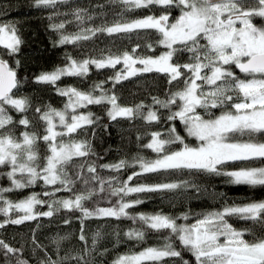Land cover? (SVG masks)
<instances>
[{
	"label": "trees",
	"instance_id": "obj_1",
	"mask_svg": "<svg viewBox=\"0 0 264 264\" xmlns=\"http://www.w3.org/2000/svg\"><path fill=\"white\" fill-rule=\"evenodd\" d=\"M181 7L176 4L170 7L154 4L137 9L126 6L122 0H57L55 6L37 7L36 0H0V25L14 26L21 40L19 50L15 53H10V50L0 45V57L16 72L18 86L10 95L14 99L26 101L23 112L11 105H4L6 114L12 117V123L0 129V135L7 134L22 140L21 133L28 132L42 137L47 125L40 119L41 115L49 109L63 110L68 102V96L60 95L58 89L74 88L85 94L91 93L94 97L113 95L118 105L133 109L131 116H117L116 119L108 115L110 103L106 100L76 109L77 113H91L93 122L62 138L64 142L71 139L88 145L86 156L73 157L64 165L67 179L71 181L67 188L59 182L45 184L42 179L24 188H15L8 176L12 166L0 165V189H8L0 192V208L7 207L4 201L14 205L33 195L44 201L33 206L34 219L23 220L19 224L5 221L22 218L25 215L23 210L12 208L7 216L0 213V224L4 225L0 227V240L16 250L7 253L6 249L0 248V264H17L20 260L26 264H114L122 255L149 247L162 248L165 243H171L181 255L142 264H184V261L196 264L195 257L175 234H171L170 230H151L139 220V216L161 214L173 218L178 225H185L195 223L210 212L264 201V186L235 184L224 175L242 168L264 167V158L227 161L218 166L219 175L187 169L133 175L141 173V158L148 161L157 157L152 149L146 147L153 133H159V138L163 140L179 135L190 145L196 144L195 138L188 136L186 126L179 117L168 119L180 110L183 102L179 97L168 107L156 103L157 100L167 103L173 93L184 90V80L191 75L187 70L181 68L182 76L169 84L168 74L136 71L133 75L130 73L135 68L125 65L121 60L115 66L99 69L94 63H89L85 74L62 75L55 84L36 81V77L42 73L54 72L72 61H96L108 56H122L126 52L138 57L157 56L166 47L158 43L162 37L156 29H134L111 34L106 29L117 21L134 20L162 12H167L173 19ZM253 23L263 25L264 18L254 17ZM61 24L62 28L53 27ZM62 36L69 37L70 42L60 44ZM201 43L206 41L201 40ZM133 49L136 50L134 54ZM192 56L193 53L188 51H176L172 61L179 65L194 63ZM231 70L238 76L242 75L234 65H231ZM117 73L126 78L116 82ZM228 94L234 95V99L227 105L216 108L209 106L208 109L197 107L196 114L207 119L225 111L235 112L231 103L239 99L232 92ZM37 108L41 111L37 112ZM150 111L156 114V120L146 119ZM22 118L29 120L27 127L19 124ZM172 129H175L174 134ZM230 142L264 143V134L236 133ZM182 147L183 144L175 142L166 144L164 149L165 152H172ZM33 150L37 160L32 166L39 171L45 163L44 158L50 154L48 145L38 138ZM121 161L125 162L124 167H110ZM25 162L26 157L21 153L19 163ZM90 166L95 168V172L88 171ZM129 176H133L131 181H128ZM14 178L26 183L27 173L17 172ZM124 182L129 187L163 183H175L179 187L112 195L113 189L122 187ZM46 192L49 195H45ZM77 196L86 197L81 205L93 212L99 208H118L120 202L132 203L133 206L125 210L127 216L120 218H85L80 209L64 208L61 203H56L75 201ZM135 201L141 202L133 203ZM49 205H52L53 214L41 215L50 210ZM185 216L187 219H184ZM225 219L234 229L243 231L246 240H252L253 233L256 236L264 234V229L251 220L241 219L238 215L226 216ZM132 230L144 232V238L129 239L126 233ZM81 234L85 240L80 239Z\"/></svg>",
	"mask_w": 264,
	"mask_h": 264
},
{
	"label": "snow or ice",
	"instance_id": "obj_2",
	"mask_svg": "<svg viewBox=\"0 0 264 264\" xmlns=\"http://www.w3.org/2000/svg\"><path fill=\"white\" fill-rule=\"evenodd\" d=\"M57 0H36L37 7L55 6ZM126 6L135 8H146L149 5H162L170 7L173 4L181 7V14L175 22L168 23L167 14L158 18L147 16L130 23L117 24L108 27L106 31L111 33L130 32L134 29H156L161 34L159 44L165 46L168 51L157 58H140L138 62L143 65L142 69H133L130 74L136 71L168 74L169 84L182 76L181 68L187 70L189 75L184 80V90L173 93L167 103L156 101L163 107L175 103L179 97L183 103L180 110L173 113L168 119H179L185 124L188 136L194 137L196 144L190 146L185 144L179 135H173L170 140L160 139L159 133L152 134V140L146 147L157 154L153 160H139L141 173H155L159 171H176L187 169L199 172L221 174L218 166L227 161H249L256 158H264V143L230 142L236 133L240 134H264V25L257 26L253 23L254 17L264 18V0H122ZM239 22V26H238ZM54 28H62L63 25H53ZM201 40L206 43H201ZM70 42L69 37L62 36L59 43ZM21 40L16 35V29L11 25H0V45L15 53L19 50ZM174 45H181L174 48ZM151 47V46H149ZM135 49L132 50L133 54ZM176 51H188L193 53L191 59L194 63L173 65L170 61ZM123 62L129 67L137 63L133 55L123 54ZM121 62V57H109L106 61L84 60L77 64L72 61L66 68H59L51 73H42L36 77L37 82L55 84L62 75H82L87 72V65L94 63L96 68L115 66ZM235 65L241 73L251 79L236 77L231 70ZM228 66V67H225ZM203 69H209L210 75L203 74ZM126 78L117 73L116 82ZM200 80L205 85L214 86L210 92H204ZM220 81V84H217ZM18 80L16 72L8 64L0 59V129L12 123V117L6 114L4 105H11L17 111L23 112L26 109V101L14 99L10 93L17 88ZM96 87H100L97 85ZM60 95L68 96V103L64 111L49 109L44 112L40 119L46 122L45 134L37 137L34 133H21L22 140H17L11 135H0V165L12 166L8 173L15 188H24L42 179L45 184L52 185L59 182L65 188L71 183L67 179L64 165L73 157H83L88 154V145L85 142L69 140L64 142V136H70L77 129L85 124H91V113L77 115L75 111L85 104H100L107 101L112 105L108 115L112 119L117 116H131L133 109L119 107L115 96L94 97L91 93L85 94L74 88L60 90ZM240 102L231 103L235 110L222 112L216 118L204 119L196 114L197 107L208 109L227 105L233 101L234 95ZM138 108L140 106H137ZM71 109L70 122L66 119L67 110ZM37 112L41 110L36 109ZM53 116L59 118V125L64 131H56L57 125L53 122ZM146 119L156 120L154 112H149ZM29 120L22 118L20 125L28 126ZM173 134L175 129L171 130ZM38 138H42L48 145L50 155H47L43 167L38 171L32 166L37 160L33 145ZM58 138H61L58 141ZM179 142L183 148L177 151L165 152L164 146L169 143ZM26 157L25 163H19L20 154ZM124 161L112 165L115 169L124 167ZM104 167H109L105 165ZM89 172H95V168L89 167ZM17 172L27 173L26 183L15 179ZM235 184H247L251 186H264V167L242 168L237 171L226 172ZM133 176L128 177L131 181ZM179 187L175 183H163L151 186L129 187L124 182L120 188L113 189L112 195L124 193L152 192L161 190H172ZM8 189H0V192ZM59 190V189H57ZM49 195V193H45ZM84 196H77L75 201H57L64 208L75 207L83 212L85 218L91 216L116 217L127 216L126 209L133 206L132 203L120 202L118 208H99L95 212L84 209L81 201ZM135 201L133 203H140ZM7 207L0 208V213L7 216L12 208L21 209L25 215L20 219H9L6 223L19 224L23 220L34 219L32 213L35 204L44 203L38 200L35 195L16 204L4 201ZM49 211L41 213L43 216H51L52 205ZM238 215L241 219L251 220L264 229V202L251 203L243 207H227L222 211L210 212L198 218L190 225H178L171 217L157 214L146 216L141 214V220L147 227L154 231L170 230L171 234L179 239L180 243L187 248L195 257L196 264H264V234L256 236L253 233L252 240L244 239V232L234 229L225 219L226 216ZM187 219V216L184 217ZM0 224V227H3ZM83 233V229H81ZM129 239L142 240L144 232L132 230L126 233ZM221 237L223 240L221 241ZM81 240L85 236L81 234ZM0 248L6 249L7 253L16 251L0 240ZM181 253L176 251L171 243H165L162 248L149 247L139 253L121 256L114 264H142L145 261H161L164 257H178ZM17 264H26L25 261H18ZM184 264H188L184 261Z\"/></svg>",
	"mask_w": 264,
	"mask_h": 264
},
{
	"label": "rangeland",
	"instance_id": "obj_3",
	"mask_svg": "<svg viewBox=\"0 0 264 264\" xmlns=\"http://www.w3.org/2000/svg\"><path fill=\"white\" fill-rule=\"evenodd\" d=\"M163 14H167L168 16H169V14L167 13V12H162V13H160V14H157V15H152V16H154V17H156V18H158L160 15H163ZM180 14H181V11L177 14V16H175L173 19H170V16H169V21H168V23H172V22H175V20H176V18H178L179 16H180ZM147 17V16H146ZM146 17H144V18H146ZM139 19H143V18H139ZM134 20H137V19H134ZM134 20H127V21H117V22H115V23H113L112 25H110L109 27H112V26H115V25H117V24H125V23H130V22H132V21H134ZM256 25V24H255ZM264 25V24H263ZM238 26H239V22H238ZM169 49H165L162 53H160V54H158L157 56H146V57H138V56H133V59H136L137 60V63H135V64H132L131 66L133 67V68H135V69H142L143 68V65H141L139 62H138V60L140 59V58H157V57H159L161 54H163V53H165L166 51H168ZM109 57H112V58H115V57H121V60L123 61V59H122V57H123V55L122 56H108V57H105V58H103V59H97L96 61H106ZM76 62V61H75ZM81 62H83V61H80V62H76L77 64H79V63H81ZM170 63H172L173 65H176L172 60L170 61ZM71 63H69L67 66H65L64 68H66V67H68L69 65H70ZM225 67H228V66H225ZM234 68H235V65H234ZM236 69V68H235ZM237 70V69H236ZM238 72H240L239 70H237ZM202 73L203 74H208V75H210L211 73H210V70L209 69H203L202 70ZM234 73V72H233ZM241 73V72H240ZM234 75L236 76V77H239V78H241V79H251V77L249 76V77H246L243 73H242V75L241 76H238L237 74H235L234 73ZM197 83L198 84H201L202 85V89H203V91L204 92H210L211 90H212V88L214 87V86H209V85H205V84H203V82L202 81H200V80H198L197 81ZM221 82L220 81H217V84H220ZM62 90H64V89H62ZM105 96H109V97H111V96H113V95H105ZM237 102H240V101H237ZM68 103V102H67ZM118 105V104H117ZM119 107H122V108H129V107H124V106H120V105H118ZM112 108V105L110 104V107H109V109H108V112H109V110ZM65 110V108L63 109V110H58V111H64ZM197 113V112H196ZM234 113V112H233ZM71 114H72V110L71 109H68L67 110V115H66V119L70 122V116H71ZM75 114H77V115H88L87 113H77L76 111H75ZM219 115H221V113H219V114H217L216 116H214V117H212V118H216V117H218ZM91 119V118H90ZM205 119V118H204ZM207 119H209V118H207ZM53 122L57 125V127H56V131H64V129L59 125V118L58 117H55V116H53ZM151 142V141H150ZM184 143L185 144H189V143H187V142H185L184 141ZM190 145V144H189ZM184 146V145H183ZM190 146H192V145H190ZM183 148V147H182ZM50 155V154H49ZM258 202H264V201H257V202H251V203H258ZM251 203H248V204H251ZM248 204H245V205H242V206H240V207H243V206H246V205H248ZM234 207H239V206H234ZM152 216V215H151ZM185 225H190V224H185ZM221 239V241L223 240V237H221L220 238ZM144 249H146V248H144ZM144 249H142V250H140V251H138V252H135V253H139V252H141V251H143ZM135 253H132V254H135ZM132 254H129V255H132ZM122 256H126V255H122ZM121 257V256H120ZM117 261V260H116Z\"/></svg>",
	"mask_w": 264,
	"mask_h": 264
},
{
	"label": "water",
	"instance_id": "obj_4",
	"mask_svg": "<svg viewBox=\"0 0 264 264\" xmlns=\"http://www.w3.org/2000/svg\"><path fill=\"white\" fill-rule=\"evenodd\" d=\"M0 59H2L1 57H0ZM2 60H4V59H2ZM5 61V60H4ZM6 62V61H5ZM7 63V62H6ZM236 68V67H235ZM237 70H239L238 68H236ZM13 70V69H12ZM240 71V70H239Z\"/></svg>",
	"mask_w": 264,
	"mask_h": 264
}]
</instances>
